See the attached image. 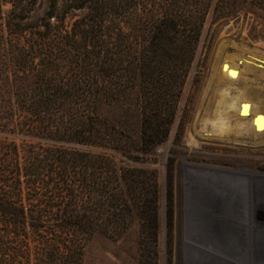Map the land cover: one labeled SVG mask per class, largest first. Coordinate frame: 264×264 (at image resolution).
I'll use <instances>...</instances> for the list:
<instances>
[{
  "label": "rangeland",
  "instance_id": "obj_1",
  "mask_svg": "<svg viewBox=\"0 0 264 264\" xmlns=\"http://www.w3.org/2000/svg\"><path fill=\"white\" fill-rule=\"evenodd\" d=\"M27 1L19 6L27 9ZM230 1L236 13L206 20L191 65L162 70L159 89L147 86L164 97V117L173 112L163 140L139 141L141 112L154 102H144L137 86L97 99L86 128L94 123L103 137L96 141L118 148L81 143L80 127L67 129L74 136L49 134L37 113L21 108L38 98L19 90L40 76L61 84L69 71L63 53L33 43L34 33L46 32L40 23L50 0H35L23 20L0 0L2 264H264V133L235 130L231 142L227 134L208 137L206 128L220 121L228 89L243 112L264 118V13L247 11L255 0ZM87 12L57 10L67 30ZM134 17L112 19L134 32ZM67 212L88 216L89 229L66 224Z\"/></svg>",
  "mask_w": 264,
  "mask_h": 264
},
{
  "label": "trees",
  "instance_id": "obj_2",
  "mask_svg": "<svg viewBox=\"0 0 264 264\" xmlns=\"http://www.w3.org/2000/svg\"><path fill=\"white\" fill-rule=\"evenodd\" d=\"M9 1L13 6L14 15L18 8L17 16L20 19L29 18L28 14L33 10L35 0L27 1L29 3L27 9L22 7L23 5L19 6L22 0ZM60 2L62 5H59V0H50L48 10L40 23V26L46 28V32L42 33L38 30L34 33L37 37L34 36L32 39L33 43L37 42L36 46L51 47L60 54L63 53L65 59L61 67L66 66L69 75L61 84H51V81L48 82L40 76L41 81L37 80L33 83L35 85L19 90L21 95L38 98L35 103L21 104V108L37 113L36 120L40 124L38 126L42 124L43 127H47L49 134H58L61 138H65L74 134L72 131L66 133L69 127H80L86 136L80 141L81 143L91 145L108 143L118 148L120 147L117 141L107 140L106 143L96 141L97 137H103L98 128L93 126L94 123L86 128L87 117H90V113H97V99H113L114 96L120 93L123 95L128 89L137 86V94L145 98L144 102H154L148 103L147 107L144 106L141 112L139 141L141 144H146L150 142L149 136L163 140L173 121V112H169V117H164L168 113L165 107L161 108L164 102L161 100L164 97L160 99V93L155 88L151 93L147 86L156 87L155 80L159 79L157 76L162 70L188 68L192 63L206 20L212 17L216 21L224 20L229 15H234L237 10L236 5L228 0H65L64 2L62 0ZM251 3L252 6L249 5L247 11L258 10L264 13V0H255ZM85 6L88 12L84 18L75 21L74 28L67 30L64 17L57 13L58 8L62 7L68 12ZM125 15H135L128 21V29H133L134 32L124 31L120 26L121 21H113L115 17ZM51 18L55 20L53 23L50 22ZM50 31H53L51 35H49ZM167 82H172L171 78ZM159 87L158 85L156 88ZM10 106L15 107L12 104ZM80 108H82L81 113L83 112L81 117L73 116L72 112H77ZM147 110H150V113ZM151 119L155 121L153 126L150 124ZM36 126L34 123V128ZM148 130H151L152 134H149ZM66 216L68 217L66 224L89 229L88 216L76 212H67ZM2 262L0 261V264Z\"/></svg>",
  "mask_w": 264,
  "mask_h": 264
},
{
  "label": "bare ground",
  "instance_id": "obj_3",
  "mask_svg": "<svg viewBox=\"0 0 264 264\" xmlns=\"http://www.w3.org/2000/svg\"><path fill=\"white\" fill-rule=\"evenodd\" d=\"M251 58V57H250ZM249 58V59H250ZM252 61V60H251ZM263 62V61H262ZM260 63V62H259ZM248 64V63H247ZM264 64V62H263ZM258 65V64H257ZM262 65V64H261ZM259 65V66H261ZM250 66V65H249ZM254 67V66H253ZM252 68V67H251ZM257 68V67H256ZM261 68V67H259ZM257 69H253V71H255ZM256 72V71H255ZM231 73V72H230ZM231 75V74H230ZM233 75V74H232ZM239 80V79H238ZM264 85V83H262V86ZM262 88V87H261ZM263 89V88H262ZM264 90V89H263ZM233 91V90H232ZM239 95V94H238ZM237 95V96H238ZM222 110L223 113L220 112L219 108H217V110H219V112H217L218 117H219V122L217 123V121L215 123H217V125L215 126L214 124L212 125H208L206 128L208 130L207 133H209L208 137H212L213 136L215 138L221 139L222 140V136L227 134L226 137L229 140L228 136L231 135L232 131L237 130L236 135L237 136H248L250 138H254V137H262L264 131L262 129V121L264 118H262L261 115H259L260 113H257V110L255 111L254 109L252 111H249L247 113L243 112L241 110V102L239 103V99L238 98V102L236 100H234V98L236 97H231L230 93H229V89L228 90H224L223 95H222ZM233 96V95H232ZM242 96V95H240ZM237 98V97H236ZM243 99V98H242ZM246 99V98H245ZM240 105H239V104ZM244 108V107H243ZM242 108V109H243ZM252 109V108H251ZM245 110V109H244ZM242 111V112H241ZM225 117H224V116ZM234 122L236 124L235 127L231 126V123ZM240 122V123H239ZM238 124V125H237ZM215 126V127H214ZM205 132V131H204ZM201 133V132H200ZM202 134V133H201ZM206 135V134H205ZM202 135V136H205ZM206 137V136H205ZM214 139V138H213ZM226 139V140H227ZM225 140V142H226ZM231 141V140H229ZM232 142V141H231Z\"/></svg>",
  "mask_w": 264,
  "mask_h": 264
}]
</instances>
